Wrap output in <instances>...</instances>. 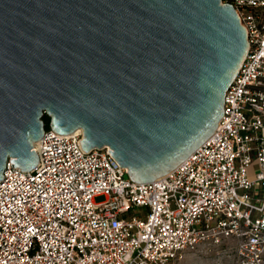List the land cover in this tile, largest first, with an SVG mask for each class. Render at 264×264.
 I'll return each mask as SVG.
<instances>
[{"label":"water","instance_id":"obj_1","mask_svg":"<svg viewBox=\"0 0 264 264\" xmlns=\"http://www.w3.org/2000/svg\"><path fill=\"white\" fill-rule=\"evenodd\" d=\"M247 36L221 0H0V180L39 162L44 114L135 183L165 175L219 124Z\"/></svg>","mask_w":264,"mask_h":264},{"label":"built area","instance_id":"obj_2","mask_svg":"<svg viewBox=\"0 0 264 264\" xmlns=\"http://www.w3.org/2000/svg\"><path fill=\"white\" fill-rule=\"evenodd\" d=\"M221 3L249 49L212 134L165 175L135 183L109 146L82 148L81 128H45L33 142L39 162L23 172L8 159L1 174L0 264H173L231 243L237 264H264V0Z\"/></svg>","mask_w":264,"mask_h":264},{"label":"rangeland","instance_id":"obj_3","mask_svg":"<svg viewBox=\"0 0 264 264\" xmlns=\"http://www.w3.org/2000/svg\"><path fill=\"white\" fill-rule=\"evenodd\" d=\"M103 200V196H97L95 198L96 202ZM136 210L138 211L140 208L138 207ZM173 264H237L235 246L231 243L228 247L225 246L213 250L200 248L194 251H186Z\"/></svg>","mask_w":264,"mask_h":264},{"label":"trees","instance_id":"obj_4","mask_svg":"<svg viewBox=\"0 0 264 264\" xmlns=\"http://www.w3.org/2000/svg\"><path fill=\"white\" fill-rule=\"evenodd\" d=\"M42 122H44L45 128L49 127L50 118L47 114L43 115Z\"/></svg>","mask_w":264,"mask_h":264}]
</instances>
